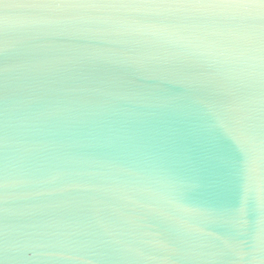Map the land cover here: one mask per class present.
Wrapping results in <instances>:
<instances>
[{
  "label": "water",
  "instance_id": "water-1",
  "mask_svg": "<svg viewBox=\"0 0 264 264\" xmlns=\"http://www.w3.org/2000/svg\"><path fill=\"white\" fill-rule=\"evenodd\" d=\"M0 264H264V3L0 0Z\"/></svg>",
  "mask_w": 264,
  "mask_h": 264
},
{
  "label": "snow or ice",
  "instance_id": "snow-or-ice-1",
  "mask_svg": "<svg viewBox=\"0 0 264 264\" xmlns=\"http://www.w3.org/2000/svg\"><path fill=\"white\" fill-rule=\"evenodd\" d=\"M252 0H24L28 7L44 8V7H71V8H86L97 6L121 7L130 6L133 4H167L181 3L188 6H212V7H243L250 4ZM264 3V0H260ZM6 187V185H5ZM244 209L237 210L229 217L226 222L233 225H242V219L239 212Z\"/></svg>",
  "mask_w": 264,
  "mask_h": 264
}]
</instances>
